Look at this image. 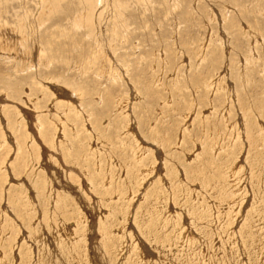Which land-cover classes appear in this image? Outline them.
<instances>
[{"label": "rangeland", "instance_id": "1", "mask_svg": "<svg viewBox=\"0 0 264 264\" xmlns=\"http://www.w3.org/2000/svg\"><path fill=\"white\" fill-rule=\"evenodd\" d=\"M0 264H264V0H0Z\"/></svg>", "mask_w": 264, "mask_h": 264}]
</instances>
